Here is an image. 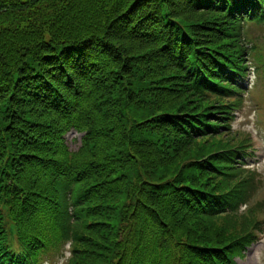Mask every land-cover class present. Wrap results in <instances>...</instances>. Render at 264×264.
Returning a JSON list of instances; mask_svg holds the SVG:
<instances>
[{"label":"trees","instance_id":"obj_1","mask_svg":"<svg viewBox=\"0 0 264 264\" xmlns=\"http://www.w3.org/2000/svg\"><path fill=\"white\" fill-rule=\"evenodd\" d=\"M253 69L264 0H0V264H237Z\"/></svg>","mask_w":264,"mask_h":264},{"label":"rangeland","instance_id":"obj_2","mask_svg":"<svg viewBox=\"0 0 264 264\" xmlns=\"http://www.w3.org/2000/svg\"><path fill=\"white\" fill-rule=\"evenodd\" d=\"M248 85H251L250 90L253 87L258 85V78L256 74L251 73V76L248 78ZM258 87H260L258 85ZM256 93L258 91L256 90ZM248 100V108L247 110L240 114L235 120L232 122L233 129L246 131V136H252L253 145L252 148L255 149V156L247 159L246 163L256 169L257 178H261L264 175V124H261L256 118V103L255 100L252 101L249 97ZM80 137L75 132H71L66 135L67 142L71 150H77L80 147ZM260 195L259 190L255 192V196L258 197ZM264 197H261L260 201H262ZM259 201V202H260ZM245 256L243 258L237 257L236 260L239 264H264V233L260 235V238L249 247H246ZM66 259L64 257H59L56 260H50L49 263L46 264H65Z\"/></svg>","mask_w":264,"mask_h":264}]
</instances>
